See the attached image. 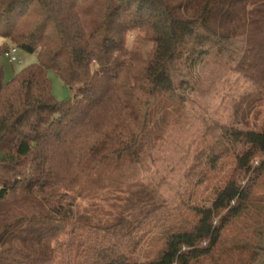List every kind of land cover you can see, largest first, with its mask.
<instances>
[{
	"label": "trees",
	"instance_id": "trees-1",
	"mask_svg": "<svg viewBox=\"0 0 264 264\" xmlns=\"http://www.w3.org/2000/svg\"><path fill=\"white\" fill-rule=\"evenodd\" d=\"M36 1L67 58L17 33ZM82 1L0 0V36L11 44L0 55L16 47L38 59L10 81L0 66V264H224L234 255L221 252L225 233L264 176V123L245 117L264 106V0H107L92 32ZM135 28L152 53L144 39L134 52L122 47ZM242 39L230 59L255 88L239 103L251 129L202 117L197 148L183 156L193 157L189 188L173 204L166 180L150 176L189 101L178 92L189 82L172 70ZM50 73L74 91L70 102L56 100ZM202 188L212 189L210 206L198 202Z\"/></svg>",
	"mask_w": 264,
	"mask_h": 264
},
{
	"label": "rangeland",
	"instance_id": "rangeland-1",
	"mask_svg": "<svg viewBox=\"0 0 264 264\" xmlns=\"http://www.w3.org/2000/svg\"><path fill=\"white\" fill-rule=\"evenodd\" d=\"M107 11V0H83L81 15L85 20L87 30L94 31L104 20ZM18 34H36L41 44L48 49L58 52L63 58H67L66 51L62 48L57 31L53 24L45 19L38 1L31 5L27 15L23 17L17 29ZM9 41L0 36V50L10 46ZM243 45V39L237 40L232 48L221 56H204L197 60L194 65L178 63L172 75L176 79L183 78L189 82L178 92L188 98L187 110L180 119L170 125L165 134V143L162 149L157 152L158 158H162L159 165L154 168L151 175L158 183L166 180L163 186L165 196L173 204L181 202L188 190L186 172L193 162L191 156L184 160L183 156L190 149L191 155L197 148L202 134V117H213L223 125H229L239 130L248 131L251 129L247 121L242 118L247 108L239 104L240 98H244L255 88L241 80L234 73L233 68L236 62L231 61L232 51L236 52ZM24 58L23 64H16L15 70L8 61L0 55V66L4 70L5 81L12 80L15 75L25 67L37 63V56L20 52ZM52 80L53 95L59 102H70L74 91L68 89L55 74L50 73ZM195 102V104L193 103ZM243 106L238 118L234 112L236 108ZM245 117L251 124L256 123L262 126L264 123V106L256 105V108ZM158 173V174H157ZM245 184V182H243ZM212 189H201V198L198 202L212 204L207 198L211 197ZM221 252L227 253L234 250L233 258L224 259V264H237L242 260L245 264H264V176L258 183L254 200L250 204V210L236 220L225 233ZM236 251V252H235ZM254 254L253 256H251ZM252 258V259H251ZM142 260V258L140 259ZM222 264V263H221Z\"/></svg>",
	"mask_w": 264,
	"mask_h": 264
},
{
	"label": "clouds",
	"instance_id": "clouds-1",
	"mask_svg": "<svg viewBox=\"0 0 264 264\" xmlns=\"http://www.w3.org/2000/svg\"><path fill=\"white\" fill-rule=\"evenodd\" d=\"M140 39L145 40L143 54L148 55L152 53L155 48V42L152 40H148L146 37V33L139 28L128 29L125 31L122 47L129 53L134 52L137 48V42ZM118 55L119 52L117 50H114V56Z\"/></svg>",
	"mask_w": 264,
	"mask_h": 264
},
{
	"label": "built area",
	"instance_id": "built-area-1",
	"mask_svg": "<svg viewBox=\"0 0 264 264\" xmlns=\"http://www.w3.org/2000/svg\"><path fill=\"white\" fill-rule=\"evenodd\" d=\"M4 58L11 64H22L23 57L20 55L19 50L16 47H11L6 53Z\"/></svg>",
	"mask_w": 264,
	"mask_h": 264
},
{
	"label": "crops",
	"instance_id": "crops-1",
	"mask_svg": "<svg viewBox=\"0 0 264 264\" xmlns=\"http://www.w3.org/2000/svg\"><path fill=\"white\" fill-rule=\"evenodd\" d=\"M9 63V62H8ZM9 65H11L10 63H9ZM12 66V68H13V70H15V66L14 65H11Z\"/></svg>",
	"mask_w": 264,
	"mask_h": 264
}]
</instances>
